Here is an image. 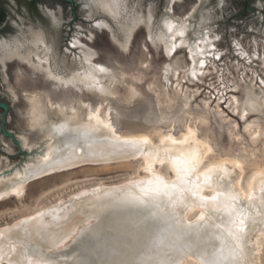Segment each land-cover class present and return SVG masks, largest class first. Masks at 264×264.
Segmentation results:
<instances>
[{
  "label": "rangeland",
  "instance_id": "obj_1",
  "mask_svg": "<svg viewBox=\"0 0 264 264\" xmlns=\"http://www.w3.org/2000/svg\"><path fill=\"white\" fill-rule=\"evenodd\" d=\"M28 1L1 0L0 53L8 47L21 48L30 27L41 29L51 44L53 71L66 75L78 69L83 52L92 50V62L107 70L99 75L106 91L57 84L42 71L16 59L6 60L3 67L0 64L1 170L20 167L34 159L45 139L79 134L54 133V127L63 123L65 112L54 108L57 104L78 108L84 103L95 108L103 103L121 133L148 134L153 144H159L160 134L169 129L178 136L186 126L192 127L197 137L212 148L204 163L221 164L225 159L241 164V169L234 168L231 178L237 179L243 190L248 189L256 172H264V0H123L126 12L118 23L97 9L93 0ZM148 5L153 11L155 31L163 17L178 20L196 6L189 17L194 27L188 36H195L197 30L207 31L212 41L197 59L205 60L203 68L197 63V72L203 75H190L186 46L166 55L161 46L152 44L143 23L133 30L126 49L118 44L123 39L119 24L133 11L144 14ZM99 20L111 29L97 27ZM34 92L38 96L32 108L28 96ZM49 100L53 108L48 106ZM67 123L69 129H74V119L69 118ZM82 147L87 150L85 142ZM140 164L141 159L85 161L31 179L21 198L0 200V226L67 198L80 188L98 182L117 183L137 175ZM158 169L168 179L173 178L167 163ZM195 217L196 213L189 215L191 220ZM254 257L256 264H264V241ZM193 260L187 264H196Z\"/></svg>",
  "mask_w": 264,
  "mask_h": 264
},
{
  "label": "bare ground",
  "instance_id": "obj_2",
  "mask_svg": "<svg viewBox=\"0 0 264 264\" xmlns=\"http://www.w3.org/2000/svg\"><path fill=\"white\" fill-rule=\"evenodd\" d=\"M200 1L201 0H197V2ZM125 6L123 0H118V7H113L111 12L99 10L109 15L112 20L114 19L118 23L119 19L126 12ZM148 7L149 5L147 8ZM149 8L147 10L145 9L146 12L144 14L137 13L131 9L133 12L126 17L122 25L119 24L123 31V39L118 43L121 47L125 49L127 48L126 46L128 45L133 30L137 25L143 23L146 27L147 36L152 44H155V46H161L165 54L169 56L172 53L169 54V48L171 46L169 41L171 38L167 33L166 23H171L174 25H182L185 32L183 38L179 36L176 37L174 43L177 44V47L181 45L186 46L188 55L189 49H192L193 52H196L198 48L204 49V53L208 50L210 42L212 41H209V36L206 33L207 31L201 33L202 31L197 32V30L196 33H194L195 36H188L189 30L194 27V24H192L193 22L190 23L189 17L191 16V13L195 11L196 6L192 8L189 14L181 19L176 20L177 18H170L171 16L163 17L157 31L153 30V11L151 12L152 9L150 10ZM111 13H115V15H112ZM192 19L191 21H193ZM95 24L107 25L108 29H111L103 20H99ZM27 34L28 36L25 40L26 43H21V48L14 46L5 48L1 51L0 64L2 67L5 66L4 64L6 60L16 59L28 64L34 70L42 71L44 76L48 79H50V75L58 77V80L50 79L57 84H62L60 81H63L64 85L71 84L79 88L96 90L95 88L88 86L91 83V78L94 77L97 86L104 89L103 92H98L104 93L106 91L105 87L100 84L99 80V75L103 72L96 70L98 66H103L92 62V56L94 55L91 52L92 50H86L83 52L82 61L78 69H73V71H68L69 73H66V75H62L57 73L58 71H53V67V69L51 68V44L46 41L43 31L41 29L35 30L30 27L27 30ZM205 40L207 43L204 42ZM197 41H200L199 45H197ZM191 67L192 64L190 65V71ZM37 96V92L28 96L29 104L32 108H34L32 101L35 100ZM262 103L264 104V97ZM84 105L87 104L81 103L78 108H66L59 103L54 106V108H57L60 111H65L62 114L63 123L67 122L69 118L74 119L75 129L78 125L86 123L85 119H81V117L86 118L88 114V109L84 108ZM48 106L53 108V103L50 100L48 101ZM96 108H100L103 118L109 119L108 109L103 103H100L97 107L91 109L94 111ZM73 109H75V113H73ZM34 119L38 120V116L34 115ZM113 126L115 125L113 124ZM189 129L196 133L190 126H186L185 130L178 136H175L169 129L168 132L160 134L159 144H153L148 134L139 133L127 135L121 133V130H118V134L121 137H147L149 144L145 146V154L112 153V151L104 145L97 146L93 150H83L82 145L85 141L79 136V134L73 137H60L54 140L53 138L45 139L41 151L38 154L36 153L37 155L34 159L25 162L20 167L9 170L0 169V193H8L3 199L8 197L21 198L25 194L27 183L31 179L43 176L47 173L59 171L63 168H70L71 166L78 164L80 165V163L85 161L109 163L122 160L141 159V164L139 165L140 173L137 175H130L128 178L117 183L98 182L92 186L80 188L68 195L67 198H60L49 205L40 207L28 214L14 219L11 223L0 226V231L14 228V226H20L21 232H23L24 229L29 230L33 233L32 240L38 241L39 237L35 235V232L40 227V222H32L28 219L29 217L36 216L38 213L46 214L44 223L48 224L55 232H59L61 228L66 229L69 227H76L77 231H79V228L91 224L96 226L94 235H91L89 238L84 239L83 242H77L76 244H73V239H75V237H71L65 242L64 246L57 250V259L60 264H77L78 261H85L87 264H129V262L138 258V253L150 239L158 240L161 252H166L167 245L172 238V233L177 228L187 229L188 225H191L192 228L190 229V232L192 235L189 243L196 244L200 241H208L207 244L203 245L202 251H204L208 257H211L214 252L220 256L221 241L215 239V237L222 235V233L220 229L215 227V225L226 224L227 218L223 217L222 214H214L211 210L201 209L197 205L191 210H175L173 218V210L171 209L167 197L156 202V205L151 208L150 211L155 213V216L150 215L149 210L147 209L136 207L134 205H122L120 203L121 200L129 197L130 194L138 192L137 186L140 181H148L154 176L161 177L169 185L177 181V176L170 158L182 156L188 151V146L174 145L171 141L165 140V137L172 136L177 141H180L183 140L185 136L189 135ZM94 139L99 141L101 137L97 135ZM162 140L164 143H161ZM191 147L198 149L202 153H208L209 145L195 135ZM91 152H95V154H90ZM44 155H49L51 158L61 160L62 163L58 164L55 169L46 167L45 161L43 160ZM206 156L207 155L202 156V159L204 160ZM160 161L168 164V170L173 174V178L168 179L160 172L158 167L163 164ZM222 161L221 164H226L232 173L234 170V164L237 161L225 159ZM210 165L212 164H202L200 171L202 172L206 166ZM259 172L263 171L260 170ZM259 172H256L254 176ZM259 179L260 178L257 177L255 181L252 179L249 183V185L251 184L253 189L256 190L257 194H259ZM231 180L233 191L240 193L242 197H246L250 191L249 186L247 190H243L237 179L234 180L231 178ZM13 188H18L20 195H15L12 192ZM207 191L209 192L207 193ZM201 194L211 195L212 190L204 188L201 191ZM257 210L258 209L250 211L255 215ZM202 211L205 213V221L198 220V216ZM192 213H196V217L193 220L189 218V215ZM53 217H55L54 220ZM257 219L259 220L260 217H257ZM21 221H27V223L21 225ZM223 237L224 247L222 256L227 257L229 256L228 245L230 244V241L227 240L226 233L223 234ZM263 241L264 224L257 223L255 226L249 227L245 238V251L239 259V264H256V258L254 256L258 254ZM153 252H155V249ZM191 258L196 261V264H202L201 257L193 254V252H188L182 257H177V259L180 260V264H187ZM219 264H228V261L221 258Z\"/></svg>",
  "mask_w": 264,
  "mask_h": 264
},
{
  "label": "snow or ice",
  "instance_id": "obj_3",
  "mask_svg": "<svg viewBox=\"0 0 264 264\" xmlns=\"http://www.w3.org/2000/svg\"><path fill=\"white\" fill-rule=\"evenodd\" d=\"M93 4L97 9L111 12L113 7H118V0H93ZM115 15V13H111ZM97 27H107V25H97ZM167 33L170 35L169 54L176 50L177 44L174 43L177 36L183 38L185 32L182 25H174L166 23ZM207 43V41H204ZM199 45L200 41L196 42ZM182 46V45H181ZM204 49H199L193 52L189 49V59L191 60L192 78L203 73L197 72V57L204 54ZM211 54V53H209ZM246 55V54H245ZM219 59V55H215ZM205 64L204 59L198 60L199 67L203 68ZM99 72H106L103 67H97ZM52 80H58V77H49ZM60 83H64L60 81ZM264 84V81H261ZM95 88L97 91L103 92L104 89L97 86L95 78H91V83L88 85ZM235 99V97H233ZM247 104V101H246ZM88 114L81 119H85L86 123L78 125L75 129H69L68 123H62L54 127L53 131L56 135H64L68 131L79 133V136L84 139L85 147L89 150L95 149L97 146H107L112 153H126V154H145V146L149 144L147 137H121L118 134V129L113 126L110 119L103 118L100 108L94 111L88 106ZM187 107V105H185ZM252 111H256L254 106L249 105ZM75 113V109L72 110ZM247 115V112L244 113ZM241 119L244 116L240 117ZM248 131V128H245ZM99 135L101 139L95 140L94 137ZM196 133L189 129V135L185 136L183 140L177 141L172 136L165 137V140L171 141L174 145L188 146V151L182 156L170 158L173 169L177 176V181L168 184L161 177L154 176L148 181H140L138 184V192H134L129 197L120 201L122 205H134L149 210V214L155 216L150 210L156 205V202L162 198L167 197L171 209L173 210V218L175 210H191L197 205L201 209L211 210L214 214L220 213L226 217V224H217L215 227L221 230L222 235L216 236L215 239L221 241L220 256L213 253L211 257L202 251L203 245L208 241H200L196 244L189 243L191 239L190 229L177 228L172 233L170 243L167 245V251L161 252L159 242L156 239H150L147 244L138 253V258L129 262V264H180L177 257H182L188 252L200 256L202 264H219L222 258L228 261V264H239V259L245 251V238L247 229L255 226L257 223L264 224V172H259L252 179L255 181L259 177V194L249 185L250 191L246 197H242L240 193L233 191V185L229 168L226 164H212L206 166L201 172V165L204 164L202 156L207 153H202L198 149L192 148L193 137ZM161 143H164L162 140ZM208 153H212V148H208ZM90 154H95L91 152ZM43 160L45 166L55 169L56 166L62 163L61 160L51 158L49 155H44ZM163 163V161H160ZM235 169H241L239 162L234 164ZM42 171V169H41ZM204 188L212 190L211 195H202L201 191ZM12 192L15 195H20L18 188H13ZM8 193H0V199L7 196ZM258 209L255 215L250 210ZM45 213H38L34 217L28 219L32 222H40V227L36 230L35 235L39 237L38 241L32 240L33 233L27 229L20 231V226L0 231V264H60L57 259L58 249L65 245V242L71 238L73 244L83 242L84 239L89 238L95 234L96 226L87 224L85 227L61 228L59 232L53 231L48 224L44 223ZM257 217H260L258 220ZM55 217H53V220ZM199 221H205V213L202 211L198 216ZM27 221H21V225ZM178 223V221H177ZM199 227V226H197ZM230 241L229 256L223 257L224 237ZM155 249V252L153 250ZM77 264H87L85 261H78Z\"/></svg>",
  "mask_w": 264,
  "mask_h": 264
},
{
  "label": "trees",
  "instance_id": "obj_4",
  "mask_svg": "<svg viewBox=\"0 0 264 264\" xmlns=\"http://www.w3.org/2000/svg\"><path fill=\"white\" fill-rule=\"evenodd\" d=\"M0 3H1V0H0ZM28 3H35V0H30V1H28ZM2 17H3V10L2 11H0V20L2 19Z\"/></svg>",
  "mask_w": 264,
  "mask_h": 264
},
{
  "label": "flooded vegetation",
  "instance_id": "obj_5",
  "mask_svg": "<svg viewBox=\"0 0 264 264\" xmlns=\"http://www.w3.org/2000/svg\"><path fill=\"white\" fill-rule=\"evenodd\" d=\"M3 9H2V3H0V11H2Z\"/></svg>",
  "mask_w": 264,
  "mask_h": 264
},
{
  "label": "water",
  "instance_id": "obj_6",
  "mask_svg": "<svg viewBox=\"0 0 264 264\" xmlns=\"http://www.w3.org/2000/svg\"><path fill=\"white\" fill-rule=\"evenodd\" d=\"M12 44H14V43H11L10 45H12Z\"/></svg>",
  "mask_w": 264,
  "mask_h": 264
}]
</instances>
